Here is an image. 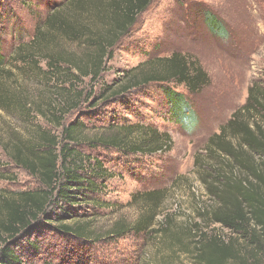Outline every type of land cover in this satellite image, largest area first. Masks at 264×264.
Listing matches in <instances>:
<instances>
[{
  "label": "trees",
  "instance_id": "16d2710c",
  "mask_svg": "<svg viewBox=\"0 0 264 264\" xmlns=\"http://www.w3.org/2000/svg\"><path fill=\"white\" fill-rule=\"evenodd\" d=\"M9 1L14 0H0V20L13 15ZM16 1L24 6L30 0ZM154 2L66 0L46 13L31 40L8 59L0 45V117L18 116L27 124L24 132L0 137V147L38 184L0 201V264H92L100 247L144 236L156 249L152 264H175L183 257L191 264H264V86L259 83L195 157L207 201L200 195L193 218L178 223L179 214L163 210L171 192L187 182L178 176L169 187L133 195L141 208L133 223L121 218L105 233L95 226L102 212L114 210L113 202L103 199L114 175L102 151L152 157L172 150L170 133L148 124L113 125L90 137L87 126L96 112L84 109L96 92L83 87L85 81L99 83L107 62ZM214 18L209 15L207 24L217 34L223 28ZM153 84L183 86L197 96L211 78L198 60L173 53L139 64L105 88L102 104ZM164 94L178 123L191 118L184 95L172 88ZM75 112L79 116L66 123ZM159 216L162 221L156 222Z\"/></svg>",
  "mask_w": 264,
  "mask_h": 264
},
{
  "label": "rangeland",
  "instance_id": "374dc122",
  "mask_svg": "<svg viewBox=\"0 0 264 264\" xmlns=\"http://www.w3.org/2000/svg\"><path fill=\"white\" fill-rule=\"evenodd\" d=\"M64 1L30 0L24 6L16 0L9 1L6 8L13 15L0 20V45L5 58L8 59L20 43L31 40L35 26L46 13ZM209 15L221 24L222 31L216 34L211 30L207 24ZM173 53L198 60L208 73L211 84L201 94L190 96L183 86L174 84H153L124 94L118 102L110 100L102 104L105 88L125 79L139 64L170 57ZM256 83L264 86V0H155L118 48L113 60L107 62L99 83L85 81L83 87L96 92L84 109L96 112L87 126L90 137L113 125L148 124L170 133L172 150L152 157L102 151L106 168L114 175L107 181L108 195L103 199L111 200L114 210L102 212L96 228L105 233L121 218L133 223L141 214L133 195L147 189L169 187L178 176L185 177L187 182L171 192L163 210L179 214L178 223L193 218L200 195L201 200L207 201L196 172L195 157L210 136L218 133L233 113L244 106L249 88ZM166 88L175 89L188 99L191 118L184 124L173 117L164 94ZM2 114L0 137H6L8 131L24 132L27 128L18 116ZM77 116L76 112L68 116L66 123ZM38 121L43 122L41 118ZM36 188L35 179L11 163L0 147V201L11 193ZM160 221L162 216L156 219ZM151 245L145 236L120 240L100 247L92 264H140L141 259L152 264L156 249ZM175 264H191V261L183 257Z\"/></svg>",
  "mask_w": 264,
  "mask_h": 264
}]
</instances>
